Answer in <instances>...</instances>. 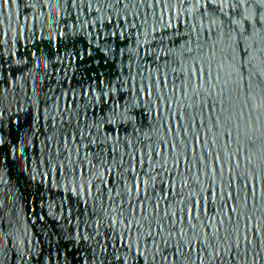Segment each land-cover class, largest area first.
Segmentation results:
<instances>
[{
    "label": "water",
    "instance_id": "1",
    "mask_svg": "<svg viewBox=\"0 0 264 264\" xmlns=\"http://www.w3.org/2000/svg\"><path fill=\"white\" fill-rule=\"evenodd\" d=\"M0 264H264V0H0Z\"/></svg>",
    "mask_w": 264,
    "mask_h": 264
}]
</instances>
